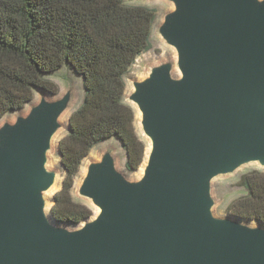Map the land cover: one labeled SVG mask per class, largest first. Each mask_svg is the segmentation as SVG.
<instances>
[{"label":"water","instance_id":"obj_1","mask_svg":"<svg viewBox=\"0 0 264 264\" xmlns=\"http://www.w3.org/2000/svg\"><path fill=\"white\" fill-rule=\"evenodd\" d=\"M165 1L158 33L176 59L128 98L150 148L141 178L105 151L79 187L97 213L58 224L49 155L75 87L40 92L0 126V264H264V225L217 216L213 196L216 178L264 169V0Z\"/></svg>","mask_w":264,"mask_h":264},{"label":"trees","instance_id":"obj_2","mask_svg":"<svg viewBox=\"0 0 264 264\" xmlns=\"http://www.w3.org/2000/svg\"><path fill=\"white\" fill-rule=\"evenodd\" d=\"M157 10L124 0H0V120L24 110L36 91L60 95L46 75L68 66L83 78L84 98L59 142L63 185L51 213L58 224L78 226L94 210L73 196L84 160L103 142L118 139L126 169L138 171L147 143L136 130V112L125 101L126 75L151 49ZM245 192L227 214L264 225V169L241 178Z\"/></svg>","mask_w":264,"mask_h":264},{"label":"rangeland","instance_id":"obj_3","mask_svg":"<svg viewBox=\"0 0 264 264\" xmlns=\"http://www.w3.org/2000/svg\"><path fill=\"white\" fill-rule=\"evenodd\" d=\"M126 5H138V6H146L157 10V21L154 26L152 37H151V49L141 55L135 62L134 66L130 70V72L126 75V94L125 101L131 104L136 112V130L138 134L144 138L147 143V150L149 147L148 140L144 137L140 126V116L136 107L128 100L130 94L133 91V81H141L147 77L148 73L152 66L158 65L164 61L175 60L176 52L173 48L169 47L160 37L158 30L160 25L163 22L164 16L173 9V5L165 0H124ZM47 79L54 81L60 88V95L52 96L47 94L50 99H57L61 97L65 91L73 84L75 87V99L74 102L63 118L62 122L64 124V129L59 132L54 140L53 151L50 153V161L49 168L51 170L57 171L59 173V182L57 186H55L48 194L47 197L51 202H53L54 195L60 191L62 187V183L64 180V171L61 165V161L59 158V142L68 134V121L71 114L81 105L82 100L84 98V84L83 78L75 73L70 67L65 66L58 72L46 75ZM41 99V94L39 91H36L35 98L32 103L25 107L24 110L9 113L4 118L0 120V126L6 121H15L18 115H26L30 111V108L33 105H36ZM107 150L113 151L114 155L117 157L118 168L122 171L129 180L137 181L141 178L143 173V165L136 172H129L126 169V152L122 147L121 142L116 139H110L106 142L98 144L89 154V156L84 160L79 175L75 180V186L73 191V196L76 200H81L85 202L89 207L94 210V215L97 213V209L93 207L91 202L87 199H84L79 195V187L85 177L86 170L88 164L93 160H98L100 156ZM262 169L258 164H250L242 167L237 172L227 176H221L216 178L213 181V196L216 201V205L214 208L215 214L219 217H230L227 214L228 206L234 201L236 198L240 197L245 189L241 186V178L243 175L248 173L249 171ZM57 190V191H56ZM93 215V216H94ZM254 225L258 224L257 222H250ZM69 228H76L77 226L66 225Z\"/></svg>","mask_w":264,"mask_h":264},{"label":"bare ground","instance_id":"obj_4","mask_svg":"<svg viewBox=\"0 0 264 264\" xmlns=\"http://www.w3.org/2000/svg\"><path fill=\"white\" fill-rule=\"evenodd\" d=\"M149 149H150V148L148 147L147 154H148V152H149ZM59 182H61V181L59 180ZM56 191H57V190H56Z\"/></svg>","mask_w":264,"mask_h":264}]
</instances>
